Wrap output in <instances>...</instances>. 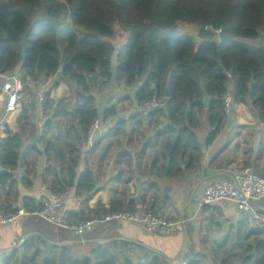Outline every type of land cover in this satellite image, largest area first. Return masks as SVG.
Listing matches in <instances>:
<instances>
[{"label": "trees", "instance_id": "16d2710c", "mask_svg": "<svg viewBox=\"0 0 264 264\" xmlns=\"http://www.w3.org/2000/svg\"><path fill=\"white\" fill-rule=\"evenodd\" d=\"M117 23L129 37L119 48L113 81L110 57L115 46L111 39ZM209 24L222 29L221 41L205 29ZM187 25H194L198 34L184 32L182 27ZM254 39H264V0H0V73L21 71L24 79L30 75L52 81L45 104L50 116L42 128L33 114L36 104H30L31 108L22 105L19 116L10 115L0 125L5 134L0 142V166L8 169L0 172V187L7 192L15 189L19 165L25 167L23 181L29 183L37 175L31 158L45 155L53 156L56 174L63 175L53 190L73 185L77 196L89 198L98 176L89 167L77 173L89 124L98 118L108 125L90 154L103 141L113 144L116 138L127 136L126 121L117 118V106L110 104V98H105L107 106L98 113L102 93L116 85L138 87L135 98L139 102L151 97L152 87L166 99V110L154 112L164 115L163 127L152 137L160 141L165 176L179 177L182 157L197 143L192 129L206 115L213 128L211 138L216 137L223 126L224 97L229 92L236 104L251 107L264 124V46L244 41ZM23 47L25 58L20 56ZM61 83L66 84L68 95L54 100L50 92ZM205 95L212 98L207 107ZM148 118L132 115V131L139 130ZM13 122L18 128L12 127ZM70 135L74 140L62 143ZM34 140L35 145L22 151ZM35 204L25 197L22 206L36 208ZM133 207V203L128 206ZM121 208L124 205L119 200L109 208L98 203L72 218L102 216ZM15 210L11 205L5 209ZM200 242L202 248H191L185 254V264H264V229L249 220L232 223L213 243L206 234ZM0 264L175 263L128 239L114 237L77 254L72 247L32 236L0 258Z\"/></svg>", "mask_w": 264, "mask_h": 264}, {"label": "crops", "instance_id": "0c3cea01", "mask_svg": "<svg viewBox=\"0 0 264 264\" xmlns=\"http://www.w3.org/2000/svg\"><path fill=\"white\" fill-rule=\"evenodd\" d=\"M182 29L194 36L198 34L194 25H187ZM121 33L123 34V31ZM124 33L121 40H116V43H113L115 40L111 39L115 49L119 50L128 39L129 33ZM3 82L0 79V125L10 115L19 116L17 113L21 108L19 105L15 112L8 113L6 116L5 108H3L5 96L1 93ZM121 86L118 85V87ZM137 88L125 87L121 91V98L128 99L129 103L124 104V108H117V118L126 121L127 136L115 139L116 152L111 155V164L105 173L97 162L92 164L88 162L91 148L88 145L83 147L85 152L80 159L77 173L80 175L86 167L91 168L98 176V188L90 192L89 198L77 196L75 187L68 190L65 209L71 217L69 219L75 220L72 217L82 210L95 208L98 203L109 208L119 200L124 205L121 209H129L128 206L133 203L134 207L130 210L161 212L173 220L184 218L187 220L184 227L178 232L164 235L148 233L142 225L136 223L112 221L101 223L93 230L79 236L69 230L59 229L63 230L62 236L55 230L56 228H50L48 225L51 226V224L41 218H22L12 224L0 226V258L6 257L11 250L20 248L32 236H40L52 243L72 247L77 254H85L93 244L106 243L115 237L139 242L162 255L169 262L180 264L191 248H202L198 234L202 225H210L211 229L216 230L220 224L236 223L240 220L237 209L230 203L219 202L202 206L199 202L206 185L219 178L228 177V173L234 167L252 165L259 174L264 175V124L258 122L249 108H231L230 112L224 108L223 126L216 137L211 138L210 133L213 128L207 122L206 115L202 116L200 124L192 129L197 143L191 146V149L182 157L180 175L173 179L165 176L162 168L165 159L160 153V141L156 142L152 137L163 127L164 115L153 113L151 115L153 124L149 117L144 119L139 130L131 129L134 124L131 120L134 108L130 106L135 101ZM68 92L66 84L61 83L51 90L50 96L54 100H59L66 97ZM115 93L109 95V91L106 90L102 94L110 98V104H112ZM103 95H101L100 103L108 99H103ZM99 98L97 97V100ZM40 113L38 108H33V114L37 120ZM49 116L50 114L47 115ZM11 124L14 129L18 128V124L14 122ZM105 128L108 130V125H105ZM3 135L5 134L0 132V142L4 138ZM198 154L200 158L196 160ZM55 161L53 156L47 158L41 155L36 160L31 158V166H35L37 175L31 177L29 183L23 181L26 174L25 167L21 165L14 176L18 182L15 189L7 192V189L0 187V212H13L5 211V209L9 205L14 210L22 206L25 197L32 198L36 206L40 205L44 196L43 187L57 186L58 180L63 177L62 174H56ZM125 166L130 176L127 181L117 178ZM64 189H68V186ZM261 205L264 207V200ZM86 213L90 212L86 211ZM225 231L221 234H225Z\"/></svg>", "mask_w": 264, "mask_h": 264}, {"label": "built area", "instance_id": "2783aa9c", "mask_svg": "<svg viewBox=\"0 0 264 264\" xmlns=\"http://www.w3.org/2000/svg\"><path fill=\"white\" fill-rule=\"evenodd\" d=\"M206 30L215 32L217 41H221V28L209 24ZM4 79L1 93L5 96L4 108L6 116L15 112L19 105L36 104L40 110L38 124L43 126V113L48 100V90L51 88L49 79L33 78L23 73L5 72L0 73ZM125 88V86H122ZM153 93L150 98L139 102L136 98L131 106L133 114L140 113L148 118L158 110L166 109V100L152 87ZM226 106L234 104L232 94H226ZM26 101V102H25ZM227 112L231 108H226ZM106 128L100 119H94L87 128L86 142L89 148L106 134ZM228 177H222L206 185L199 205H212L219 202H227L233 205L240 219L249 220L250 223L260 229H264V207L261 202L264 200V175L259 174L252 165L238 166L231 169ZM68 189L55 191L50 186H44V196L41 205L36 208L18 207L13 212H0V226L12 224L16 220L28 217H37L48 221L56 228H63L75 235H83L93 230L96 226L106 222H132L142 225L148 233L173 234L178 232L186 224V219L173 220L161 212H145L141 210L119 209L106 212L102 216L92 215L79 220H70L69 213L65 209V201L68 197ZM186 261H180V264Z\"/></svg>", "mask_w": 264, "mask_h": 264}, {"label": "rangeland", "instance_id": "374dc122", "mask_svg": "<svg viewBox=\"0 0 264 264\" xmlns=\"http://www.w3.org/2000/svg\"><path fill=\"white\" fill-rule=\"evenodd\" d=\"M115 30L117 33L115 34V38L114 37L112 38L113 40H115V41H113V43H116V40H121V37L123 36V34H125L124 32H126L119 26L118 23L115 24ZM122 31H123V34L121 33ZM244 41L246 43H248L249 45H252V46H264V39H254V40H244ZM107 90L109 91V95L112 94L113 92H116L114 94L113 99H112V104H116L117 108H124V106H125L124 104L128 105L129 100L125 99V98H121V91L124 90V88L122 86L121 87L114 86L113 88L107 89ZM103 93H105V91ZM226 96L224 97L225 98L224 108H251L247 105H241V104H236V103H234V104L232 103V104H230V106H226ZM105 98H106V95H103V99H105ZM106 106H107V104H106ZM130 108H131V106H130ZM48 112H49V108H47L45 106V111L43 113V122H45V120L47 119ZM72 140H74V137H73V135H70V136H67L62 143L71 142ZM109 142L110 141H106L105 143H102L88 158V162L90 164H92V162H97L98 164H100L101 169L104 173H105V171L108 170V168L111 164V155H113V153L116 152L115 143L113 142V144H109ZM118 175H120V178H119L120 180H122L125 176H127L128 175L127 167L126 166L123 167L120 174H118ZM231 224H232V222H229V224H225V225L220 224L218 226V229H216V230L211 229L210 225L204 224V225H202V227L198 231L199 239L201 240V237L203 236V234H206L208 237L209 243H213L216 239L221 238V236L223 235L221 233L225 230L227 231L229 229V227L231 226ZM48 226L50 228L55 229V227H53L52 225L51 226L48 225ZM55 230H57L63 236V230H59L57 228ZM216 233H219V234L216 235ZM198 249H200V248H198Z\"/></svg>", "mask_w": 264, "mask_h": 264}, {"label": "water", "instance_id": "95a60500", "mask_svg": "<svg viewBox=\"0 0 264 264\" xmlns=\"http://www.w3.org/2000/svg\"><path fill=\"white\" fill-rule=\"evenodd\" d=\"M118 53H119V50L118 49H115L110 57V64H111V68L113 69V72H112V77L111 79L114 81L116 79V76H117V72H116V69L119 65V62H118ZM20 56L22 58H25L26 56V52H25V48L23 47L22 50H21V54ZM211 96L210 95H205L204 97V105L207 107L211 101ZM106 104L107 102L106 101H103L101 103L98 104V113L101 114L103 111H104V108L106 107ZM37 142V140H34L32 142V144H26L25 146H23L22 148V151L25 150L26 147L30 146V145H35ZM21 165H19V169H20ZM2 171H8V169L0 166V172ZM99 184H96L95 188L92 190V191H95L97 188H98Z\"/></svg>", "mask_w": 264, "mask_h": 264}]
</instances>
